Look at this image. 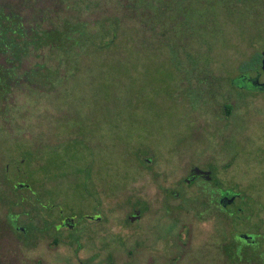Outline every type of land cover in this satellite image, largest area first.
Returning a JSON list of instances; mask_svg holds the SVG:
<instances>
[{
    "label": "rangeland",
    "instance_id": "rangeland-1",
    "mask_svg": "<svg viewBox=\"0 0 264 264\" xmlns=\"http://www.w3.org/2000/svg\"><path fill=\"white\" fill-rule=\"evenodd\" d=\"M91 1L0 0L28 28L89 23L66 40V56L46 46L12 64L0 51V264H264V91L249 94L259 113L211 146L232 206L207 209L206 185L185 181L205 144L191 140L190 66L211 67L222 77L215 90L235 99L228 82L264 51V6L185 0L170 32L141 19L140 0ZM116 18L105 33L96 24L106 31ZM136 201L145 209L130 222ZM97 211L105 219L86 217ZM68 215L82 224L78 242L58 225Z\"/></svg>",
    "mask_w": 264,
    "mask_h": 264
},
{
    "label": "flooded vegetation",
    "instance_id": "flooded-vegetation-1",
    "mask_svg": "<svg viewBox=\"0 0 264 264\" xmlns=\"http://www.w3.org/2000/svg\"><path fill=\"white\" fill-rule=\"evenodd\" d=\"M261 54H262L261 57V62H262L264 59V51H262ZM252 58L253 56L247 61H245L243 65H240V72L237 75L236 79H230V81L228 82V85L232 87V89H229L230 90L229 92L234 93L236 95L235 99L232 95H227L223 92H220V90H215V85L211 82V80L214 79V82L217 85L219 82V78L222 79V77L220 75L219 76L214 75L215 73H213L210 70L211 67L195 69V66L198 65L197 63L191 65L190 67L192 66L194 67L189 69L191 77L194 76L193 73H195V75H199L198 79H195V81L198 82L196 86L191 85V81L188 85V95L192 100V102L194 103V105H196L194 106L193 109L194 113L196 114L195 115L196 126L193 127L194 132L191 140L197 143H205V144L203 145V148L201 150L200 148L196 150V153L194 155L196 162L190 163L188 165L189 167H187L188 173L186 175L187 177L185 178L187 179L194 177V179H192L190 182H187V180L185 181L187 183H194V182L196 183L199 180H201L204 183V185H206L202 187V192L204 195L209 197L208 202L203 203V205H205L207 209H211V207H214L218 209L227 210L228 207L232 206V204L235 202L234 201L232 203H228L227 198H225L224 203H221L220 201L221 198L225 197L226 195L231 197L233 195H237V193L235 192V194L234 193L231 194L232 191L231 189L230 191L226 190L225 188H223V186L219 184L220 182L217 179L219 172H216L215 169V167L218 169L217 159L215 157L216 150L212 151L213 148H211V146L214 147V142L217 141L222 142L223 139H226L229 133L230 134L231 132L233 133L234 129L236 128V122H238L243 118L249 119L252 114L256 115V112L259 113L260 111L259 110L260 108L253 106L257 96L256 95L251 96L249 94H251L250 93L251 91L252 92H257V90L264 91V88L260 84L264 82V74H262L260 71L262 70L261 69L262 67H260V69H257L256 71L252 70V68L250 67V63H252ZM205 65H209V63H206ZM244 65H246V67L242 68ZM247 65H249V67H247ZM203 71L205 74L204 76L202 75ZM205 71H208L213 74L211 75L206 74ZM14 76L17 75H14L13 73L8 75L9 78H12ZM209 85H212L214 90H211ZM238 92H240V94ZM222 95L226 97V99L228 97L229 98L233 97V99L232 100L230 99V101L229 99H227V101H224V103L220 105L218 104L217 99ZM201 109L203 110L201 111ZM206 146L211 150L206 149ZM203 155L207 156V158L202 157ZM198 156H200L201 160H199ZM144 161H147L148 163L150 162L146 160V158H144ZM177 184L181 185V182L179 181ZM170 192L173 193L175 196H178L180 195L181 190L171 189ZM138 206L136 201L133 207L131 208V210L129 211V213L127 214L128 221L137 222V220H140L142 218L143 215L142 210L144 207L140 205L141 207L139 208ZM94 209L98 210L97 206H94ZM137 211H140L139 218H137ZM219 213L226 215L221 211H219ZM232 214H234V211L229 212V215ZM87 215H86L87 218L94 221H99L102 218L105 219L101 211H97L94 214L91 213ZM133 216L136 217L135 220H132ZM67 219L69 220L66 223L65 221ZM77 220L78 217L76 216H72V215L64 216L62 217L61 222L58 223V225H60V227L62 228L66 227L70 231H73L74 233L73 234L70 233V235L75 241L78 242L81 236L83 235V231L81 229L82 224ZM253 240L254 239L249 241L254 242ZM79 247L81 246L79 245Z\"/></svg>",
    "mask_w": 264,
    "mask_h": 264
},
{
    "label": "trees",
    "instance_id": "trees-1",
    "mask_svg": "<svg viewBox=\"0 0 264 264\" xmlns=\"http://www.w3.org/2000/svg\"><path fill=\"white\" fill-rule=\"evenodd\" d=\"M75 1L77 3H83L86 5L93 2L91 0H81L79 2L77 0ZM255 2L259 3L260 7L264 6V0H256ZM188 4L189 2L185 0H140L139 11L142 13L141 19L143 21L149 20L154 26L169 25L172 27L170 32H175L177 27L176 22L186 12ZM146 12L149 13V16L145 18ZM96 24L101 27L102 33H105L108 32L110 28L118 29V26L120 27L121 20L120 18L114 19L112 22H110V27L106 29V31L104 29V22H98ZM87 27H89L88 22L76 20L66 21L61 26L54 25L53 28H40V24L34 22V24H31V27L28 28L26 27L24 18L20 12L14 10L7 11L0 4V51H8L7 53H10V57H8V59L12 64H14V61H21V59L29 52L30 49L40 50L46 46L57 48L58 50H61L66 56V48L68 46L66 40L74 41L73 37L77 36L82 29H87ZM261 57V53L253 55L252 63H250V67L253 71H256L262 67ZM244 63L245 61L243 64ZM13 66L9 68L12 69V73L15 72ZM1 67L4 68L2 64H0V68ZM245 67L246 65H244L242 68ZM247 67H249V65H247ZM36 72L38 73V71ZM28 188L31 189L30 187ZM16 203L32 204L31 198L22 200L21 197H18ZM20 229L24 231V229ZM253 241L254 242L248 241V243L253 244L255 243L256 239Z\"/></svg>",
    "mask_w": 264,
    "mask_h": 264
},
{
    "label": "water",
    "instance_id": "water-1",
    "mask_svg": "<svg viewBox=\"0 0 264 264\" xmlns=\"http://www.w3.org/2000/svg\"><path fill=\"white\" fill-rule=\"evenodd\" d=\"M262 70L264 71V59H263V61H262ZM258 81H259V80H258ZM260 84H261V86L264 88V82H263V83H260ZM192 179H194V177H193V178H187L186 180H187L188 182H190ZM18 187H25V185H24L23 183H19V184H18ZM225 198L228 199V203H232V202L235 201V196H231V197H229L228 195H226L225 197L221 198V200H220L221 203H224ZM139 214H140V211H137V218H139ZM135 218H136V217L133 216V217H132V220H135ZM68 220H69V219H67L65 222L67 223ZM22 229H24V228H22ZM239 237H240V238H243V239H245V240H247V241H249V240L251 239L250 236H248L247 234H244V233H240Z\"/></svg>",
    "mask_w": 264,
    "mask_h": 264
}]
</instances>
